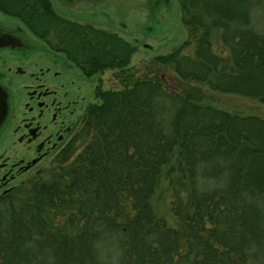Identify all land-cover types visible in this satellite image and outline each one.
I'll return each instance as SVG.
<instances>
[{"label":"trees","instance_id":"16d2710c","mask_svg":"<svg viewBox=\"0 0 264 264\" xmlns=\"http://www.w3.org/2000/svg\"><path fill=\"white\" fill-rule=\"evenodd\" d=\"M177 2L187 39L150 59L173 70L171 91L159 72L133 77L135 46L116 33L49 0H0L83 75L122 84L95 87L48 170L0 194V264H264V120L201 88L264 102V0ZM162 181L174 226L150 204Z\"/></svg>","mask_w":264,"mask_h":264},{"label":"flooded vegetation","instance_id":"af4514ba","mask_svg":"<svg viewBox=\"0 0 264 264\" xmlns=\"http://www.w3.org/2000/svg\"><path fill=\"white\" fill-rule=\"evenodd\" d=\"M1 14L0 194L50 167L93 103L81 95L87 76L76 65L62 53L34 54L33 35Z\"/></svg>","mask_w":264,"mask_h":264},{"label":"rangeland","instance_id":"374dc122","mask_svg":"<svg viewBox=\"0 0 264 264\" xmlns=\"http://www.w3.org/2000/svg\"><path fill=\"white\" fill-rule=\"evenodd\" d=\"M49 1L57 14L79 23L90 24L96 28L114 32L133 44L135 52L127 66L130 67L128 70L133 77L159 72L169 90L177 89L173 70L170 67L158 66L150 62L154 56L168 53L187 39L185 28L180 20L177 0H165V2L157 4H151L152 2L149 3L148 0ZM257 9L259 12H264V3ZM260 14L262 15V13ZM1 16L9 18L2 14ZM260 19V17H255L254 21L259 30L261 27V31L264 32V28H262L264 24L259 26V21L264 23V16H262V20ZM16 22L23 27L21 22L18 20ZM30 37L35 45L34 54H60L50 50L42 41L31 35ZM185 52L191 53V44L190 48L185 49ZM74 72L77 73L75 68ZM114 75L115 70L108 69L92 77L81 76V81L84 83L81 95L88 100L92 98V102H95L93 97L95 87L121 88L122 84ZM201 88L205 92L202 103L239 115H257L264 120V102H258L247 96L210 91L205 86H201ZM48 162L51 165V158ZM150 204L156 214L164 217L167 225L174 226L175 217L169 209V190L165 181L161 182L152 195Z\"/></svg>","mask_w":264,"mask_h":264}]
</instances>
